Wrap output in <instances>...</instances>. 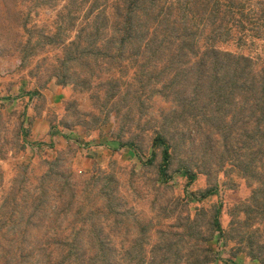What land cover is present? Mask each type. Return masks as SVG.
<instances>
[{"label": "trees", "instance_id": "16d2710c", "mask_svg": "<svg viewBox=\"0 0 264 264\" xmlns=\"http://www.w3.org/2000/svg\"><path fill=\"white\" fill-rule=\"evenodd\" d=\"M65 1L45 42L61 47L52 70L62 86L91 92L100 79L98 112L82 123L113 119L120 147L150 152L142 165L155 169L159 190L182 174L186 191L206 177L192 193L199 203L220 194V176L251 194L227 229L222 204L161 207L174 223L160 227L121 197L115 177L93 175L80 191L49 162L37 184L16 179L1 205L0 264H236L240 254L264 264V64L219 48L237 34L264 39V0ZM157 97L169 108L153 116ZM214 241L233 244L230 259Z\"/></svg>", "mask_w": 264, "mask_h": 264}, {"label": "rangeland", "instance_id": "374dc122", "mask_svg": "<svg viewBox=\"0 0 264 264\" xmlns=\"http://www.w3.org/2000/svg\"><path fill=\"white\" fill-rule=\"evenodd\" d=\"M65 4V0H0V208L16 186V179L27 176V185L37 184L51 168L49 162L57 161L52 167L71 175L80 191L88 188L93 175L115 177L121 197L142 219L160 227L174 223V219H164L161 207L173 211L178 205L179 214L187 203L192 211L222 204L221 221L225 229L229 228L231 209L251 194L245 182L234 178V187L226 186L227 179L220 176V194L201 203L192 193L208 187L204 176L186 191V178L176 174L171 188L159 190L155 169L142 165L150 152L140 155L130 147H120L115 140L119 128L113 119L108 124L82 123L89 121L82 114L98 112L92 92H97L100 79L94 81L91 92L71 84L62 86L52 70L62 54L61 47L45 42V36L58 29ZM66 36L72 39L75 33L69 31ZM219 48L264 64L262 38L237 34L235 40L221 43ZM168 108L169 104L157 97L150 104L149 114L155 116ZM56 136L59 139L53 138ZM177 199L181 204L175 202ZM212 245L221 258L230 259L233 244L218 246L214 241ZM233 260L236 264H258L245 254Z\"/></svg>", "mask_w": 264, "mask_h": 264}, {"label": "crops", "instance_id": "0c3cea01", "mask_svg": "<svg viewBox=\"0 0 264 264\" xmlns=\"http://www.w3.org/2000/svg\"><path fill=\"white\" fill-rule=\"evenodd\" d=\"M53 138H54L55 140H56V139H59L57 136H56V137H53Z\"/></svg>", "mask_w": 264, "mask_h": 264}]
</instances>
